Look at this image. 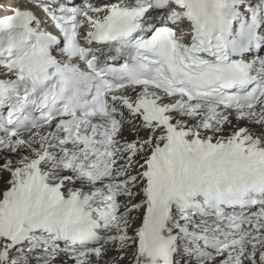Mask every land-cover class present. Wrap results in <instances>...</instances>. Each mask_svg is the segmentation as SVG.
I'll return each instance as SVG.
<instances>
[{"label": "snow or ice", "instance_id": "1", "mask_svg": "<svg viewBox=\"0 0 264 264\" xmlns=\"http://www.w3.org/2000/svg\"><path fill=\"white\" fill-rule=\"evenodd\" d=\"M0 264H264V0H0Z\"/></svg>", "mask_w": 264, "mask_h": 264}]
</instances>
